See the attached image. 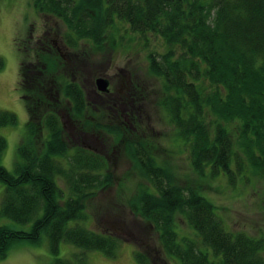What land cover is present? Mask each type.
<instances>
[{
  "label": "trees",
  "instance_id": "obj_1",
  "mask_svg": "<svg viewBox=\"0 0 264 264\" xmlns=\"http://www.w3.org/2000/svg\"><path fill=\"white\" fill-rule=\"evenodd\" d=\"M34 4L43 15L64 23V45L74 53L65 56L56 40L20 49L27 132L18 146L14 172L1 163L7 139L0 133V182L5 184L0 220L31 228L0 224V260L18 242L40 244L44 239L53 255L59 254L62 242L84 251L78 260L57 257L55 264H89V251L117 255L116 237L85 225L87 201L113 182L105 154L82 140L102 127L116 141L123 140L134 167L146 179L130 207L156 229L168 257L183 264H264V238L230 230L213 200L198 187L180 184L171 167L157 159L140 113L147 98L144 90L136 84L121 101L106 92L105 105L118 121L108 117L101 125L96 114L100 110L90 108L73 63L86 45L102 49L108 43L116 49L139 35L148 47L150 37L160 38L162 49L148 50V70L160 81L158 104L194 171L202 178L224 176L232 186L252 176L264 180V0ZM4 66L0 57V70ZM17 121L16 113L0 110V128ZM71 127L82 141H73ZM178 214L192 233H179ZM135 258L137 264H155L145 250L136 249Z\"/></svg>",
  "mask_w": 264,
  "mask_h": 264
},
{
  "label": "rangeland",
  "instance_id": "obj_2",
  "mask_svg": "<svg viewBox=\"0 0 264 264\" xmlns=\"http://www.w3.org/2000/svg\"><path fill=\"white\" fill-rule=\"evenodd\" d=\"M64 32V23L40 13L34 0H0V57L5 62L0 70V110L12 111L18 117L16 125L0 128V133L7 139L1 163L11 172L15 171L19 160L18 146L26 135L28 121L23 89L19 82L20 49L25 51L30 45L39 44L38 47H42L56 40L65 56H71L74 52L64 45ZM160 42V38L150 37L146 43L148 47H145L142 38L134 35L132 40H126L116 49L108 43L102 49H92V46L86 45V49H82L83 55L75 57L76 61L73 63L74 72L85 83L90 108L95 112L100 110L102 115L100 112L96 114L101 117V125L108 117H114L113 122H116L118 116L110 114L112 108L105 105L108 93L104 94L97 89L96 79L101 76L108 78L109 96L120 101L123 97H129V93H133L138 84L147 95L140 113L144 119L143 128L149 129L147 131L153 139L151 145L157 159L171 167L180 184L198 187L213 200L230 230L245 231L252 236L264 238V180L252 176L251 179L239 180L236 186H232L224 176L202 178L192 168L188 152L179 146L181 142L177 139V131L158 104L160 81L151 76L148 70V50L156 46L162 49L163 44ZM98 105L104 110L101 111ZM122 115L126 118L125 114ZM130 125L134 127L132 123ZM74 129L71 127V130ZM104 129L101 127L100 132L86 133L82 139L85 145L105 154L113 177L111 185L87 201L88 222L85 225L97 232L116 237L119 247L115 257H109L101 251L87 252L88 263L137 264L135 251L141 249L148 251L155 264H183L162 251L156 229L131 210L132 198L147 181L134 167L124 149L123 140L116 141L115 136ZM77 132L75 129L74 142L82 141ZM4 188L5 184L0 182V202ZM2 223L18 230L31 228V224H21L9 218L0 220V224ZM177 224L180 234L192 233L189 224L179 214ZM81 253H84L82 249L65 242L61 243L59 254L53 255L47 239L40 244L21 241L10 249L7 256L0 260V264H55L57 257L78 260Z\"/></svg>",
  "mask_w": 264,
  "mask_h": 264
},
{
  "label": "water",
  "instance_id": "obj_3",
  "mask_svg": "<svg viewBox=\"0 0 264 264\" xmlns=\"http://www.w3.org/2000/svg\"><path fill=\"white\" fill-rule=\"evenodd\" d=\"M97 89L101 92H109L110 91V81L108 78L101 76L96 79Z\"/></svg>",
  "mask_w": 264,
  "mask_h": 264
}]
</instances>
